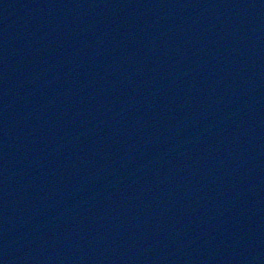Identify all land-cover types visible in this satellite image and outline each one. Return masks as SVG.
Listing matches in <instances>:
<instances>
[{
  "label": "water",
  "instance_id": "obj_1",
  "mask_svg": "<svg viewBox=\"0 0 264 264\" xmlns=\"http://www.w3.org/2000/svg\"><path fill=\"white\" fill-rule=\"evenodd\" d=\"M7 1L10 4L4 10L1 8L2 5L0 4V14H5L7 12L6 16H4L6 19L3 23L8 32V35L2 34L0 41V72L4 73L8 71V75L12 73L19 74V70L23 67V64L30 63V58L34 59V62L31 63L34 65L33 69H35L33 72L39 74L37 81L40 80V78L42 79V76L44 78L47 76V78H45L49 79V83H47L53 85L52 95L56 96L57 94V98L63 99L61 101L64 104L62 112L69 113V110L72 112V101L75 98L78 99L77 103L80 106L82 105L81 102L84 100L86 105L84 104L77 108L78 117H82V115L88 111L97 112L101 110L99 109L100 107L106 110L108 115L113 117L117 116L118 113L120 115L126 114L130 117L132 115V110H134L135 103L142 104L145 102V104H149L147 102H149L150 99L145 97L148 91L136 73L123 60L120 66V72L116 73V64L114 66L109 65V63L112 64L113 61H117L116 55L107 50L98 48L87 41L69 20L59 0ZM60 12L63 13L57 16ZM54 14L56 15L54 16ZM16 26H19V31H16ZM58 31L61 32L59 36ZM44 38L50 40L51 43L43 46L42 41ZM81 42L85 43L82 49L79 46ZM14 49H18L21 54H14ZM26 68H28V66H26ZM93 75H95V77H93ZM93 78H96L95 85L91 83ZM25 82L28 83V80ZM47 83L44 84L45 88L48 87ZM97 87L99 92L96 90ZM2 101L5 102V99ZM24 102L25 101L22 103ZM87 103L91 106L88 107ZM113 104L115 108L122 110L117 111V109L116 111L109 112L108 108ZM7 106L6 103H4L3 109H0V114L4 118L3 122L0 124L1 127L7 123L5 122L7 120L6 118H11L9 116L11 106L9 104ZM68 113H66V116L70 118L71 114ZM17 114L20 116L19 113L15 115ZM105 115L106 114L98 112L97 120H100L101 116ZM67 121L63 120V125ZM88 121L91 123L90 120ZM92 123H94V121ZM110 123L111 121L109 123L107 122L105 126L103 124L102 131L111 132L109 131ZM30 126L33 127L31 124ZM102 131L100 133H103ZM30 132L35 133L34 129L30 130ZM0 134L4 136L1 141L6 148L5 153L0 151V159L2 158L0 165L6 168L4 174L0 176V183L3 182L11 186L13 184L15 185L17 181L22 182V179L32 180L33 176L30 177L31 172L29 171L33 170L34 166H39L40 160L36 162L31 160L28 161L33 163L32 167L29 163H24V158H21L24 152V143L19 142L17 137L18 140L16 138L10 139V133H8L7 130L2 129ZM109 134L112 135V133ZM70 140H73L72 136L66 135L65 141L60 143L61 147L65 148L63 145H66ZM1 141L0 149L1 146H3L1 145ZM31 143H35V141L31 140ZM9 145L15 148L16 155L13 149L8 152L7 147H9ZM23 156L25 157V154ZM63 165L65 166V164L62 163L61 168H64ZM166 169L170 175L171 167L167 166ZM162 172L163 171L158 168L150 169L149 172L144 174V180L142 179L140 182L132 180L131 187L133 191H131V188H126L127 179L117 178L112 181V174L107 175L105 171L101 170L99 172L101 181L106 182L108 185L104 183L106 185L102 184L97 187H99V191H101L100 188L103 187L102 190L110 192V202L116 204L115 206H118L121 211L119 214H115L111 212L109 208V210L106 208L103 212L99 209L93 219V223L96 226L99 225L100 229H96L97 232H94L93 237H91L89 233L88 236L84 234V225L81 227V224H78L79 222L73 219L72 215L76 208L73 207L70 213L65 215L64 220L70 225L71 234L68 236L69 240H77V242L79 240L83 241V234L88 238L89 246L93 245V241H97L99 245L101 244L100 247L105 245V250L103 251L105 252L104 255L107 261L113 264L114 261L118 263L120 258L124 256L122 253L123 250L120 247V241H124V238L127 240V238L130 239V237H132L136 240V242H134L135 247L128 253L132 260L135 259L137 254L143 252L142 248H145L149 254L154 256L158 253V250L159 252L164 250V260L166 259L169 261L174 255L172 249L166 247L169 241L176 247L179 245V242H184V240L182 241V239L177 236L178 234H173L169 229L170 224L168 223L165 210L168 201L167 198L171 194V191L169 188L161 185L160 187H152V192L150 191L149 195L144 194L146 185H153L151 181L153 175H155V173L160 175ZM34 178L37 179L36 177ZM35 182L36 183H31L29 181L28 183L26 181L25 183L35 184L37 189L43 187L41 180ZM5 184L1 185L0 188L3 191L11 192V195L8 196L6 201H3L0 210L3 212H11L9 200L16 194L18 189L16 188L13 191H9ZM75 190L76 192H80V189L78 190L76 188ZM83 201L81 205H85L86 207L83 209V213L95 208L94 205L88 204L86 199ZM12 208L15 209L14 206H12ZM23 208H25V206H23ZM14 223L15 221L12 220V217H8V220L2 225L8 224L13 227ZM158 227L161 229L159 233L154 230L156 228L158 229ZM29 232H32V230ZM42 237L41 235L34 236L37 241L44 239V237ZM15 242L16 240L13 243ZM106 242L115 243V248H109V245L105 244ZM9 244L10 242L7 241L5 245L7 246ZM63 247H67V245L64 244ZM8 252L9 251L5 252L3 256H0L1 260L5 261V264H20L17 262L19 257L17 258L16 255H7ZM103 252L99 251V253ZM101 255H99V257ZM6 256H8V258ZM97 257L98 255L96 259ZM99 257L98 261L94 264H102L103 257ZM62 258L64 257L62 256L61 259ZM197 258L200 259L201 264H205L202 252L197 255ZM36 260L37 258L30 259L28 263L33 264ZM153 260L154 257L149 259L148 263L152 264ZM168 261L165 263H168ZM170 264L177 263L176 261H171Z\"/></svg>",
  "mask_w": 264,
  "mask_h": 264
}]
</instances>
